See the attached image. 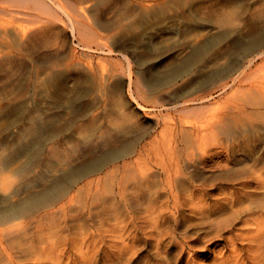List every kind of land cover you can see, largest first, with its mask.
I'll return each instance as SVG.
<instances>
[{"label": "rangeland", "instance_id": "obj_1", "mask_svg": "<svg viewBox=\"0 0 264 264\" xmlns=\"http://www.w3.org/2000/svg\"><path fill=\"white\" fill-rule=\"evenodd\" d=\"M75 1L60 0L65 5L84 2L81 20L95 42L81 38L78 31L71 33L68 20L54 7L60 36L49 50H32L28 45L22 49L18 30L11 32L25 23L29 26L32 16L20 21L13 13L5 29L0 25L5 35L0 33V41H6L1 42L0 52L6 51L15 61L23 59L16 77L10 82L0 80V228L52 207L62 194H71L90 176L102 175L109 165L144 156H170L169 145L183 147L174 135L177 128L213 113L234 93L247 112L256 110L249 107L251 90L247 89L264 81L260 58L245 68L247 80L240 87L235 82L224 92L221 88L237 76L246 59L264 48V0H116L112 9L99 6L101 0ZM12 5L17 11L25 9ZM29 11L35 18V10ZM258 12L261 17L257 18ZM251 95L254 103L258 95L254 97L253 91ZM249 123L237 134L250 142ZM251 123L262 131L260 120ZM107 132L117 139L106 141ZM57 143L70 161L51 153L47 156L48 148L53 150ZM75 143L86 146L77 149ZM213 146L205 153L208 164L224 161L228 155ZM210 170L207 166L204 173ZM7 219L12 221L3 223ZM147 253L152 259L149 242L131 255L128 264H136Z\"/></svg>", "mask_w": 264, "mask_h": 264}, {"label": "bare ground", "instance_id": "obj_2", "mask_svg": "<svg viewBox=\"0 0 264 264\" xmlns=\"http://www.w3.org/2000/svg\"><path fill=\"white\" fill-rule=\"evenodd\" d=\"M12 3L25 9L17 11ZM83 3L69 2L67 9L60 0L55 3L53 0H0V25L5 29L11 14L17 13L20 21L32 16L29 26L19 24V29L11 30H18L19 47L51 49L60 34L59 20L53 19L59 11L68 20L71 33L78 31L81 38L95 42L89 26L81 20ZM100 5L103 9H112L117 1L101 0ZM53 7L57 9L56 14ZM31 8L35 10V18L29 13ZM259 14L261 17V13L255 14L257 18ZM258 58L264 61V48L246 59L237 76L223 84L221 92L235 82L239 87L246 82L245 68ZM22 63L23 59L15 61L6 51L0 52V80L10 82ZM259 82L251 85H256L254 88L244 87L251 90L250 95L252 91L254 97L258 95L254 103L249 95L248 103L257 111L248 113L245 104H237L234 93L213 113L177 128L174 135L183 147L169 145L170 156L122 160L109 165L100 176L98 170L95 178L88 173L90 178L78 180L80 185L71 194H62L61 200L52 207L36 210L37 214L32 217L30 214L25 221L22 217L21 223L3 221L12 222L0 228V264H128L131 255L144 250L148 242L153 258L147 253L136 264H264V81ZM251 120H260L262 131H257ZM247 122L252 133L250 142L237 134ZM105 135L106 141L114 136L109 132ZM209 145L228 153L224 161L208 164L205 153ZM74 146L84 149L86 145L83 148L75 143ZM48 149V157L52 154L55 158H71L58 143L53 150ZM207 166L211 168L210 174L204 173ZM125 240L130 243H124Z\"/></svg>", "mask_w": 264, "mask_h": 264}]
</instances>
